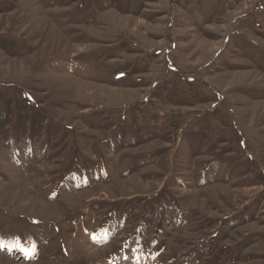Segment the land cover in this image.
Segmentation results:
<instances>
[{
  "label": "rangeland",
  "instance_id": "1",
  "mask_svg": "<svg viewBox=\"0 0 264 264\" xmlns=\"http://www.w3.org/2000/svg\"><path fill=\"white\" fill-rule=\"evenodd\" d=\"M0 264H264V0H0Z\"/></svg>",
  "mask_w": 264,
  "mask_h": 264
}]
</instances>
